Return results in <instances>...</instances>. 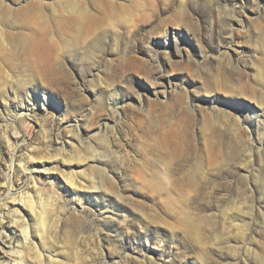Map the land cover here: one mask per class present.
Segmentation results:
<instances>
[{"label":"rangeland","instance_id":"374dc122","mask_svg":"<svg viewBox=\"0 0 264 264\" xmlns=\"http://www.w3.org/2000/svg\"><path fill=\"white\" fill-rule=\"evenodd\" d=\"M0 27V264H264V0H0Z\"/></svg>","mask_w":264,"mask_h":264},{"label":"bare ground","instance_id":"6f19581e","mask_svg":"<svg viewBox=\"0 0 264 264\" xmlns=\"http://www.w3.org/2000/svg\"><path fill=\"white\" fill-rule=\"evenodd\" d=\"M73 5V4H72ZM75 5V4H74ZM77 6V4H76ZM74 7V6H73ZM78 7V6H77ZM74 16H75V19H77L78 21H80L81 19H87L88 17V13L87 11L85 10V8H74V10H70ZM68 12V11H67ZM71 15V14H70ZM72 16V15H71ZM70 18V17H69ZM61 19V17H60ZM68 19V17L66 18ZM85 19V20H86ZM70 20V19H69ZM71 20H72V17H71ZM63 21V17H62V20ZM77 21V22H78ZM71 22V21H70ZM83 22V21H82ZM4 40H3V31H2V28L0 27V43L3 45L4 44ZM1 67V65H0ZM10 124H11V128L14 129V137L15 139H17V136L19 134L18 130H17V126L15 125V118L13 117L12 120L10 121ZM10 140V139H9ZM91 151V150H90ZM94 151V150H93ZM93 157L97 160H101V157H99L98 155H93ZM35 178V177H34ZM33 178V179H34ZM67 182L70 184V185H74V181L71 177H68L67 179ZM90 183H91V187L93 188H97V185H96V181L91 178L90 179ZM36 183H34V186H33V190L38 192V188H37V185H35ZM21 200H22V204L24 205V208H28L30 210V212L33 214L34 218L36 219V224L37 226H39V231H40V238L42 241H46L47 238L49 237L48 235V228H47V219L44 215V211L42 209H38V207L35 205V202L33 201V199L31 198L30 195H27V193L25 195H22L21 197ZM15 205V204H14ZM19 208V207H18ZM15 222L21 226L22 228V232H23V236H24V242L26 244H28L31 240V234H30V228L28 226V224L26 222H22L20 221L19 219L15 220ZM49 227V226H48ZM12 254H15V251L11 248L10 249ZM41 257V255H38ZM41 260V259H40ZM42 263V262H41Z\"/></svg>","mask_w":264,"mask_h":264}]
</instances>
